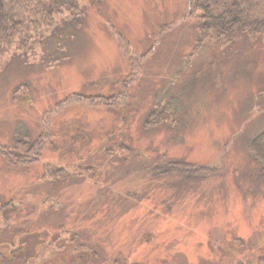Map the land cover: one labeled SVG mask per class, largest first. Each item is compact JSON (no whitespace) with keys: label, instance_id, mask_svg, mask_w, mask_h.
I'll use <instances>...</instances> for the list:
<instances>
[{"label":"rangeland","instance_id":"rangeland-1","mask_svg":"<svg viewBox=\"0 0 264 264\" xmlns=\"http://www.w3.org/2000/svg\"><path fill=\"white\" fill-rule=\"evenodd\" d=\"M191 2L64 0L0 60V144L42 142L0 154L32 264H264V40L200 43Z\"/></svg>","mask_w":264,"mask_h":264},{"label":"trees","instance_id":"trees-1","mask_svg":"<svg viewBox=\"0 0 264 264\" xmlns=\"http://www.w3.org/2000/svg\"><path fill=\"white\" fill-rule=\"evenodd\" d=\"M64 4V0H0V60L17 40L26 50L38 44L45 32L55 26ZM191 12H200L202 44L211 37L222 45H229L242 36L264 40V0H192ZM25 37H32V44L24 43ZM41 149L40 139L30 141L26 137L13 146L0 144V154L13 165L34 162L39 159ZM251 149L264 178V132L251 142ZM181 166H173V171H188L186 167L180 169ZM194 170L205 177L212 169Z\"/></svg>","mask_w":264,"mask_h":264},{"label":"flooded vegetation","instance_id":"flooded-vegetation-1","mask_svg":"<svg viewBox=\"0 0 264 264\" xmlns=\"http://www.w3.org/2000/svg\"><path fill=\"white\" fill-rule=\"evenodd\" d=\"M25 211L26 216L29 215L30 212L28 211V209H25ZM17 213L21 214V210L14 208L13 204L0 203V264H32V261L34 259L32 255H29L30 250H32L31 241L28 240V237L31 233V227L29 226V224H23V220H17V218H15L17 224L11 225L13 219L10 220L9 218L11 216H15ZM3 217L5 218L3 219ZM10 231L14 233V237L2 240L3 233ZM18 233H23L24 235L22 234L21 236L18 235ZM59 238L60 236L58 237V239ZM69 240H73L72 235L69 237ZM48 243L52 244V241H48ZM66 247L68 249L72 248L71 246L67 245Z\"/></svg>","mask_w":264,"mask_h":264}]
</instances>
